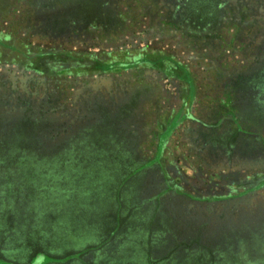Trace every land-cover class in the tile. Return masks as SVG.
<instances>
[{
	"label": "rangeland",
	"instance_id": "rangeland-1",
	"mask_svg": "<svg viewBox=\"0 0 264 264\" xmlns=\"http://www.w3.org/2000/svg\"><path fill=\"white\" fill-rule=\"evenodd\" d=\"M0 264H264V0H0Z\"/></svg>",
	"mask_w": 264,
	"mask_h": 264
},
{
	"label": "trees",
	"instance_id": "trees-1",
	"mask_svg": "<svg viewBox=\"0 0 264 264\" xmlns=\"http://www.w3.org/2000/svg\"><path fill=\"white\" fill-rule=\"evenodd\" d=\"M205 1V0H204ZM106 67V66H105ZM192 88L189 89V94H188V101L184 104V107L181 109V111L178 113V116L177 118L179 117H184L183 119H188L189 116H188V113H189V104H190V100L192 98ZM176 118V120L174 121V124H176V122L178 121ZM250 132L245 129V128H241L239 126H233L232 128V135L235 136V135H239V134H244V135H248Z\"/></svg>",
	"mask_w": 264,
	"mask_h": 264
},
{
	"label": "crops",
	"instance_id": "crops-1",
	"mask_svg": "<svg viewBox=\"0 0 264 264\" xmlns=\"http://www.w3.org/2000/svg\"><path fill=\"white\" fill-rule=\"evenodd\" d=\"M128 213V211H126V214ZM119 219H118V221L120 222V221H123V220H127L126 218H128V216H124V217H122V214H119V217H118ZM43 256H41V261L40 262H42V260H43Z\"/></svg>",
	"mask_w": 264,
	"mask_h": 264
}]
</instances>
